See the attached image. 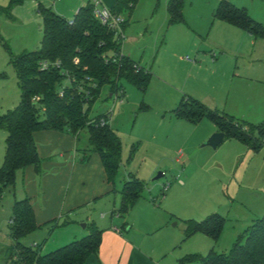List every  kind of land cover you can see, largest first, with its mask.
<instances>
[{"label":"rangeland","instance_id":"374dc122","mask_svg":"<svg viewBox=\"0 0 264 264\" xmlns=\"http://www.w3.org/2000/svg\"><path fill=\"white\" fill-rule=\"evenodd\" d=\"M40 1L51 7L53 3L66 15L72 12L69 5L74 0H23L13 6L9 0H0V116L21 101L10 59L41 47ZM219 1L185 0L186 23L173 25L167 21L163 0L138 1L122 40L127 42L126 50L135 54L148 49L143 66L152 72L151 78L145 89L122 79L124 95L121 91L111 95L106 87L90 110L91 118L108 114L111 127L121 139L120 174L114 182L106 177L109 189L100 196V206L83 205L38 225L21 240L24 245L43 243L42 252L48 253L76 236L88 235L96 225L103 231L104 256L115 264L121 254L126 264L125 242L140 247L153 264H199L197 260H182L211 250L229 253L253 220L264 215V139L259 138L257 129L264 122V36L255 37L232 24L214 21L213 10ZM231 1L245 7L264 25V0ZM193 62L197 63L195 67ZM182 95L196 97L212 109H226L244 122L246 131L256 137V144L226 137L216 149L205 145L221 130L208 118L197 125L178 118L175 109ZM214 127L217 131L204 138ZM6 137V130L0 127V167ZM88 137L87 129L82 130L70 152L73 160L91 162L95 172L94 160L100 161V167L102 163L97 152L88 151ZM49 144L36 142L37 148L52 146ZM85 153L87 160L82 161ZM41 169L35 174L38 205L46 186L51 189L49 180L53 178L45 164L41 163ZM27 173L18 171L15 184L8 187L0 182V264L20 262L13 249L16 241L10 222L15 201L30 191L32 182ZM160 173L163 175L158 177ZM131 177L141 181L143 190L129 211L119 214L122 182ZM68 185L69 181L63 199ZM74 188L82 193L91 187L80 178ZM212 213L225 218L218 240L202 232L186 235L188 220L201 221Z\"/></svg>","mask_w":264,"mask_h":264},{"label":"trees","instance_id":"16d2710c","mask_svg":"<svg viewBox=\"0 0 264 264\" xmlns=\"http://www.w3.org/2000/svg\"><path fill=\"white\" fill-rule=\"evenodd\" d=\"M9 1L12 6L23 2ZM138 1L117 0L111 10L115 14L130 15ZM184 6L185 0L168 1L169 24L185 21ZM38 11L43 18L41 47L10 59L17 74L21 101L15 109L0 116V127L7 132L0 182L4 187L14 185L17 172L31 165L40 172L41 159L34 137L37 131L68 132L78 139L84 129L89 136L88 151L100 155L108 180L114 182L121 167L122 142L111 127L108 114L90 117L91 106L106 87L113 94L125 91L120 83L122 79L145 89L152 72L122 52L115 30L96 16L93 1L82 6L71 20L42 2ZM214 18L255 37L264 36V25L254 19L246 8L231 0L219 2ZM125 25L126 22L123 28ZM175 114L193 123L208 118L225 133V138L233 137L248 145L256 144V137L246 131L244 122L211 109L192 96L182 97ZM257 129L259 138L264 139V122ZM142 190L143 184L136 178L124 181L119 214L129 211L140 198ZM10 223L11 235L16 241L13 249L20 260H13L12 264H87L89 258L97 256L100 251L103 231L96 225L92 226L88 235L48 253L42 252L43 243L36 248L24 245L21 240L38 227L28 197L15 201ZM224 225L225 218L219 213H212L201 221L188 220L186 235L202 232L218 240ZM194 260L199 264H264V215L247 227L229 253L211 250L206 255H189L182 262Z\"/></svg>","mask_w":264,"mask_h":264},{"label":"crops","instance_id":"0c3cea01","mask_svg":"<svg viewBox=\"0 0 264 264\" xmlns=\"http://www.w3.org/2000/svg\"><path fill=\"white\" fill-rule=\"evenodd\" d=\"M90 0H74L69 6V10L72 12L63 13V11H58L54 8L53 3H52V8L59 14L65 16L68 19H72L75 14L79 11V9L86 5ZM93 1V0H91ZM117 0H101V4L103 6H107L108 8H112ZM168 1L169 0H163V10L165 13H167V21L169 20L168 17ZM221 1V0H220ZM219 1V2H220ZM43 2V1H40ZM44 3V2H43ZM58 6V2H54ZM51 7V4H48ZM219 3L215 6L213 10V19L214 21H221L217 20L214 18V12L217 8ZM136 7V6H135ZM245 8V7H244ZM135 9V8H134ZM134 11V10H133ZM132 11V13H133ZM62 12V13H61ZM132 13L128 16L125 14L124 16L126 17V25L124 27L125 32L127 34V28L129 26V22L131 20ZM154 17L152 16L151 21ZM185 18V15H184ZM257 20V19H256ZM224 22V21H222ZM169 23V21H168ZM181 23H186V18L184 22ZM226 23V22H224ZM178 24V23H176ZM173 25V24H169ZM197 29V27H196ZM200 31V29H198ZM129 34V33H128ZM126 39V38H125ZM136 41H141V38H136ZM126 40L123 41L122 43V52L126 55H128L130 58L135 60L140 64V66H143V60L147 56V48L146 50L144 49H139L138 54L133 53L129 48L126 50V45L124 46ZM127 44V42H126ZM125 48V49H124ZM143 50V51H142ZM212 56H215V53L212 54ZM190 59V58H189ZM193 66L195 67L197 63H192ZM144 67V66H143ZM112 94V93H111ZM125 94V92H124ZM184 95H182L179 99V101L182 99ZM191 96V95H189ZM193 97V96H192ZM196 98V97H194ZM197 99V98H196ZM199 100V99H198ZM179 102L177 103V105ZM176 105V106H177ZM212 109V108H211ZM220 111L219 109H216ZM222 113H227L230 114L226 109L220 111ZM234 116V115H232ZM207 119V118H204ZM204 119H202L200 122L201 123ZM210 120V119H209ZM211 121V120H210ZM196 123V125L198 124ZM217 131V128H211L209 133H206L204 138H207L212 134V132ZM35 141H45L47 142V145L50 143L52 146L47 147L46 145L44 146H38V152L39 155L41 156V163L45 164V167L47 169L53 172L51 175L53 178H50L49 180V186L51 189L46 186V191H44L43 195L41 196L40 203L38 205L36 199L38 198V191L35 188L36 185V175L37 173H41V163H40V172L36 169L35 166H28L24 170H22L24 173L28 172V180L29 182L31 181L32 183H29L30 186V191L28 194H25V198L28 197L33 205L35 216H36V222L37 225H43L47 224L49 221L55 220L57 217L63 215L66 213V211L71 213L74 210H77L81 208L83 205H93V206H100V196L103 195L105 192L108 193L109 186L106 184V172L103 167H100V161L99 160H94L96 162V171L94 172L93 167L91 166V162L88 163H80L76 159L73 160L72 155L70 150L72 149L74 145V141L76 143V138L71 135L70 133L62 132V131H55V130H46V131H37L34 134ZM49 144V145H50ZM58 151L57 155L51 156L55 151ZM88 155H84L82 158V161L87 160ZM63 159L64 161L60 162L56 158ZM73 160V161H72ZM102 163V161H101ZM20 171V170H19ZM121 171V167H120ZM119 171V174H120ZM118 174V176H119ZM80 178H82L86 183L90 184V187L88 190L85 189V191H82V193L74 188L75 181L77 182ZM47 176H44V181H46ZM101 179V180H100ZM106 179V180H105ZM128 179V178H126ZM125 179V180H126ZM122 182V186L124 181ZM68 185V190L66 192V195L63 199V193H64V186ZM45 183V182H44ZM122 188V187H121ZM39 201V200H38ZM257 217L256 219H258ZM254 219L253 222L256 220ZM252 222V223H253ZM251 223V224H252ZM116 231L121 233V231L116 228ZM115 235L118 236V234L115 233ZM86 236V233H83L81 236H76L78 239L79 237L82 238ZM76 240V239H74ZM102 241H103V234H102ZM67 242V241H66ZM71 242V241H70ZM67 244V243H63ZM102 245V243H101ZM44 246V245H43ZM42 246V247H43ZM128 249V254H127V260L126 264H148L152 263L148 261L145 256V254L142 252L140 247L130 244L128 242H125V248H124V254H125V249ZM101 249V246H100ZM104 248H102L99 251V254L97 256H91L87 262V264H115L116 261H108L107 258L104 256ZM125 255L121 254L120 259L118 260V264H123V258ZM145 260V262H144Z\"/></svg>","mask_w":264,"mask_h":264},{"label":"built area","instance_id":"2783aa9c","mask_svg":"<svg viewBox=\"0 0 264 264\" xmlns=\"http://www.w3.org/2000/svg\"><path fill=\"white\" fill-rule=\"evenodd\" d=\"M95 5V14L100 19V21L108 25L110 28L114 29L116 32V36L121 42V48L124 38V28L123 25L126 22V18L122 14H115L111 8H108L107 6H103L101 4V0H93ZM140 65V64H139ZM45 67V64L43 65ZM136 67H138L136 65ZM140 67V66H139ZM125 91H121V95H124ZM169 189V185L164 187V190L167 191ZM38 246L37 243H33L32 247L36 248Z\"/></svg>","mask_w":264,"mask_h":264},{"label":"water","instance_id":"95a60500","mask_svg":"<svg viewBox=\"0 0 264 264\" xmlns=\"http://www.w3.org/2000/svg\"><path fill=\"white\" fill-rule=\"evenodd\" d=\"M112 95V94H111ZM225 139V133L218 131L215 132L205 143V145L211 146L213 148H217ZM163 173H160L158 177L162 176ZM86 225V224H85Z\"/></svg>","mask_w":264,"mask_h":264}]
</instances>
